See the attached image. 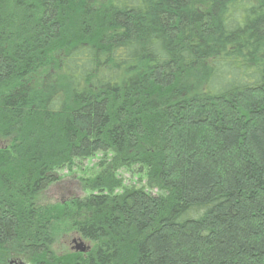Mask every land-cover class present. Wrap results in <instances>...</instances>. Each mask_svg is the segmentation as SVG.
Returning <instances> with one entry per match:
<instances>
[{
  "label": "trees",
  "instance_id": "obj_1",
  "mask_svg": "<svg viewBox=\"0 0 264 264\" xmlns=\"http://www.w3.org/2000/svg\"><path fill=\"white\" fill-rule=\"evenodd\" d=\"M0 142V264H264V0H0Z\"/></svg>",
  "mask_w": 264,
  "mask_h": 264
},
{
  "label": "rangeland",
  "instance_id": "obj_2",
  "mask_svg": "<svg viewBox=\"0 0 264 264\" xmlns=\"http://www.w3.org/2000/svg\"><path fill=\"white\" fill-rule=\"evenodd\" d=\"M2 144V142H0ZM110 159L107 151H101L94 157L89 159H79L76 161L74 167L69 170H63L58 173V181L42 194L41 203L44 205H55L58 203H66L73 198H84L87 194L83 191L81 179L87 176H95L99 171V163L102 160ZM120 175L125 181L126 186H140L145 185L146 181L144 175L138 174V169L135 170H121ZM156 193V192H154ZM59 239L56 241L53 249L58 256L67 253V251L75 245L73 240L82 239L86 245H91L89 241L85 240L75 231H61Z\"/></svg>",
  "mask_w": 264,
  "mask_h": 264
},
{
  "label": "flooded vegetation",
  "instance_id": "obj_3",
  "mask_svg": "<svg viewBox=\"0 0 264 264\" xmlns=\"http://www.w3.org/2000/svg\"><path fill=\"white\" fill-rule=\"evenodd\" d=\"M79 242H82V243L85 244V242H83L82 239L73 240L72 243H74L75 245H73L72 247H70V249L67 251V253H70V254L75 255L76 257H79V258L87 259L88 260L89 257L91 256V252L94 249V247H92L89 244L88 245L85 244L86 251L85 252H81V251H78L77 250V243H79ZM10 249H9V253L2 258V263L1 264H30L28 261H26L19 254L18 251H16V252L14 251L13 252ZM62 255H60V256H62Z\"/></svg>",
  "mask_w": 264,
  "mask_h": 264
},
{
  "label": "water",
  "instance_id": "obj_4",
  "mask_svg": "<svg viewBox=\"0 0 264 264\" xmlns=\"http://www.w3.org/2000/svg\"><path fill=\"white\" fill-rule=\"evenodd\" d=\"M77 250L81 252H85L86 251L85 244L82 242L77 243Z\"/></svg>",
  "mask_w": 264,
  "mask_h": 264
}]
</instances>
